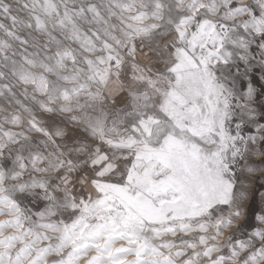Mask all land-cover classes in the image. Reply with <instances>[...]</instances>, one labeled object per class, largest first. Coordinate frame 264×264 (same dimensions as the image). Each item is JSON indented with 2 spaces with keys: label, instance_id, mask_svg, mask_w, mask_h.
Wrapping results in <instances>:
<instances>
[{
  "label": "snow or ice",
  "instance_id": "snow-or-ice-1",
  "mask_svg": "<svg viewBox=\"0 0 264 264\" xmlns=\"http://www.w3.org/2000/svg\"><path fill=\"white\" fill-rule=\"evenodd\" d=\"M115 7L121 35L106 31L113 43L105 41L95 60L63 45L49 26L94 51L76 19L99 18L96 5L61 13L43 0L44 16H34L43 47L55 42L56 51L43 54L39 74L19 69L45 96L41 114L17 110L5 118L12 127L0 124V157L11 154L0 159V264H264V0ZM229 16L240 19L229 23ZM145 41L155 44L145 55L158 56L163 68L152 76L132 63V83L121 82L128 96L111 122L108 113L84 111L87 101L71 103L81 95L106 99L103 88ZM29 55L25 62L36 64L39 51ZM68 59L87 64L72 75L57 72L78 82L70 90L45 75ZM81 72L95 92L79 82ZM0 87L14 96L7 83ZM65 112L72 123L58 127Z\"/></svg>",
  "mask_w": 264,
  "mask_h": 264
},
{
  "label": "rangeland",
  "instance_id": "rangeland-1",
  "mask_svg": "<svg viewBox=\"0 0 264 264\" xmlns=\"http://www.w3.org/2000/svg\"><path fill=\"white\" fill-rule=\"evenodd\" d=\"M53 3L57 5V8L61 11L64 7L69 9H78L81 4L91 3L96 5L99 11V18L94 19L91 15L87 18H77L76 24L79 26L82 32L87 33L95 43L94 51H84L80 48V45L75 40H70L67 38V30L60 29L59 27L49 26V31L57 37L58 40L62 42L63 45L70 46L77 50L79 56L88 57L89 59L95 60L97 56L104 55L103 44L105 41L108 43H113V41L106 35V31L112 36L119 37L121 35L120 28L123 26L120 19L121 9L115 7L117 3H129L131 0H52ZM146 2V0H135L136 7H139L141 3ZM191 0H185V3H190ZM218 7L224 6V0H214ZM251 0H237V3L241 6L250 3ZM43 3V0H0V86L7 83L11 86V91L14 93L10 95L7 90L0 87V124L5 128L12 127L11 124L5 123V118H10L11 114H14L19 110V114L22 117L27 118L29 112L27 110H32L36 112L37 116L41 113L39 111L38 101L45 100V96L34 90L33 84L31 82H25L20 79L22 73L20 72V66L33 74H39L41 72L40 61L48 63L44 60V53L47 52L51 55L56 51L55 42H51V46L45 49L43 45L48 42L47 38L40 34L35 27L34 16L41 15L44 13L40 10L39 5ZM111 10V11H110ZM115 13V14H112ZM131 13H124L125 16ZM219 14V13H216ZM240 19L239 16L231 17L229 16L228 22L232 23L235 20ZM95 33V35H93ZM21 41H27V44ZM139 44V38L137 39ZM145 47L141 51L139 48L137 52L148 53L149 47H154V42L149 44L145 41ZM39 46V47H37ZM115 46V45H114ZM40 53L39 57H36V64H28L25 62L24 57L28 59H33L30 53ZM121 52H127V46L120 49ZM151 54V53H149ZM7 57V59H5ZM127 56H125L124 65ZM15 62V63H13ZM65 66L58 69L57 71L46 72L45 75L49 81H55L61 86V88H68L69 90L75 86L78 82L76 80L65 81L63 79H58L57 72L61 76L72 75L76 73L77 67L87 69V64L80 61L78 65L73 64L71 59L64 61ZM115 76H112L111 82L103 88V96L106 99L100 100L98 103L89 101L87 96L81 95L71 101L73 105L79 101V104L83 105L87 101L88 105L84 111H86L90 116L96 117L102 113L111 114L108 109V93L111 94V84L115 80ZM87 84L86 91L95 92L97 89V84L93 81L87 80L86 73H80V81ZM33 97L36 99L34 100ZM19 101L20 103H17ZM61 103H67L61 99ZM23 105V107H22ZM75 113L79 114L82 109L80 107L74 108ZM71 112L61 113L59 116L58 127H64L66 125H71V121L68 119L71 116ZM109 118V117H108ZM19 131V129H16ZM54 130V129H53ZM76 131L83 135L88 136V133L84 131L83 128L77 127ZM28 135L37 136L35 132H29ZM89 140L92 138L89 136ZM59 143V141H57ZM97 143V141H93ZM103 147V144H100ZM51 146H49L48 151H54ZM63 151V147L60 149ZM10 153H5L4 157L0 159H6L10 156ZM257 201V205H258ZM12 228H8L6 231L11 232ZM169 238V237H165ZM122 242V241H120ZM123 243V242H122ZM131 259V257H129Z\"/></svg>",
  "mask_w": 264,
  "mask_h": 264
},
{
  "label": "crops",
  "instance_id": "crops-1",
  "mask_svg": "<svg viewBox=\"0 0 264 264\" xmlns=\"http://www.w3.org/2000/svg\"><path fill=\"white\" fill-rule=\"evenodd\" d=\"M128 59H126L124 68L121 72V75L119 77V79L116 78L115 76V80L112 82V86H111V94L108 93L107 98L108 100V109L109 112L112 114L115 112L116 109L122 108L124 105V102L128 96L127 91H121V87L122 84L121 82H123L124 86H127L129 84L132 83L131 81V76H132V68L131 65L132 63H136L139 65V67H141L144 71L148 72L149 75L155 76L158 74V69H162L163 68V63L162 61H160V59L158 58V56H155L153 54H148V56H146L144 53H140L137 52L136 53V58L133 61L131 58L127 57ZM149 60H151V63H149ZM139 87H143L142 84L138 85ZM119 93L118 95L113 96V93ZM111 114L109 115V122H111ZM103 147H107L106 145L103 144ZM117 156H119V153L116 154ZM0 219L2 218L5 219V217L3 215H0ZM4 218H3V217ZM12 231V230H10ZM122 242H117V245H119ZM92 253H90L89 255H91ZM85 264L84 260H81V264Z\"/></svg>",
  "mask_w": 264,
  "mask_h": 264
},
{
  "label": "bare ground",
  "instance_id": "bare-ground-1",
  "mask_svg": "<svg viewBox=\"0 0 264 264\" xmlns=\"http://www.w3.org/2000/svg\"><path fill=\"white\" fill-rule=\"evenodd\" d=\"M1 217V216H0ZM3 217V216H2ZM4 218V217H3ZM0 220H2V218L0 219ZM120 241H118V243H119ZM90 254V253H89ZM83 260V259H82ZM83 264V263H82Z\"/></svg>",
  "mask_w": 264,
  "mask_h": 264
}]
</instances>
